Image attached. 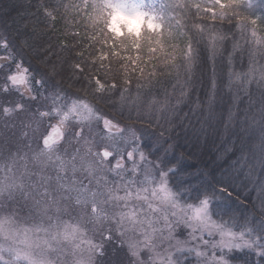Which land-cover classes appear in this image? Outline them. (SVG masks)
I'll use <instances>...</instances> for the list:
<instances>
[{
    "label": "snow or ice",
    "instance_id": "1",
    "mask_svg": "<svg viewBox=\"0 0 264 264\" xmlns=\"http://www.w3.org/2000/svg\"><path fill=\"white\" fill-rule=\"evenodd\" d=\"M254 7L255 0H161L159 6L156 0H84L82 9L63 0H28L0 7V143L11 148L10 141L18 138L31 148L32 132L37 145L33 159L43 162V171L31 173L28 185L21 178L2 186L19 198L11 201V215L0 217V264H66L69 254L71 264H184L176 258L184 253L194 254L197 264H249L232 258L244 252L264 257V37L254 28L249 31L243 15ZM70 9L86 13L94 33L90 40L113 47L125 39L139 48L143 32L167 31L165 39L172 43L164 74L175 76L180 93L175 104L167 93L163 102L149 103L150 110L156 107L161 113L155 126L162 128L161 119L170 125L159 133L164 137L167 131L168 137L148 153L163 149L155 162L138 145L127 151L125 161L118 139L130 135L135 144L144 132L137 136L127 125L120 127L53 83L55 65L49 75L28 62L43 30L54 28L58 19L66 21ZM232 21L235 32L223 27ZM42 51L50 54L49 48ZM74 67L83 73L81 64ZM154 76L155 71L137 88H151ZM93 79L98 99L114 110L140 102L139 95L129 101L127 89L116 83L105 87L99 78L86 77ZM182 104L188 110L173 125ZM173 132L175 142L170 143ZM101 139L112 143L93 151ZM63 145L79 147L68 158ZM177 148L184 149L179 156ZM116 156L120 158L113 164ZM107 173L118 179L109 181ZM250 184L258 193L259 204L253 203L258 214L243 216L241 222L235 213L247 210ZM74 214V224L61 219ZM16 216L33 223L14 229ZM81 221L92 225L98 241L88 238ZM181 225L191 229L192 247L171 243L172 232ZM165 241L169 247L160 251Z\"/></svg>",
    "mask_w": 264,
    "mask_h": 264
},
{
    "label": "trees",
    "instance_id": "2",
    "mask_svg": "<svg viewBox=\"0 0 264 264\" xmlns=\"http://www.w3.org/2000/svg\"><path fill=\"white\" fill-rule=\"evenodd\" d=\"M63 2L72 5L79 4L81 9L84 4V0H63ZM160 2L161 0H156L157 6H159ZM164 2H167V0H164ZM27 3L28 0H3L0 7ZM195 3H200V0H193V4ZM204 6L201 3V7L203 8ZM77 11L80 10L74 11L70 9L67 13L66 21L58 19L54 28L43 30V35L36 40L37 47L29 54L28 62L31 63L33 68L41 72H47L49 75L53 74L52 66L55 65V72L58 74L54 75L53 83L58 84L73 96L78 95L83 100L90 102L95 109H99L101 113L106 114L108 118L112 119L114 123H118L120 127L127 125L136 132L137 136H140L143 131L144 134L139 140L140 150L151 161L155 162L157 156L163 157V149L160 152H156L155 155H148V153L155 152L160 140L168 137L169 133L167 131H165L164 137H160L159 133L164 129H168L170 125L161 119L162 128L155 126L161 113L156 110V107L150 110L149 103L154 99L163 102L167 93L170 102L175 104L180 93V88L176 85L175 76L164 74V65L168 62L166 56L171 51L170 44L172 43L165 39L167 31L159 35L147 31L143 32L139 48L134 47L130 41L125 39H121L113 47L111 43H97L90 40L89 37L93 36L94 33L87 26L86 19H84L86 13L77 15ZM192 15H195L194 7L192 8ZM243 15L247 17L245 23L249 31L254 28L258 36L264 37V0H255V7L250 11H244ZM253 19L256 20L255 25L251 24ZM207 22L211 23V21ZM216 23L220 24L221 22L217 21ZM234 24L235 21L231 23L223 22V27L225 29L232 27L233 32H235ZM45 48H49L50 54H45L42 51ZM105 54L107 58L101 61V55ZM226 55L227 52L224 53L225 57ZM45 60L48 61L47 65L44 63ZM77 63L81 64L84 69L83 73H77L75 70L74 65ZM101 64L103 67H101ZM243 65L247 66L246 56L243 60ZM235 67L237 71L241 69L239 55L236 58ZM153 71L156 72V76L152 77L151 88L138 89L137 84L145 83L146 78ZM223 71L226 74L227 68L225 67ZM86 77L99 78L101 84L105 87L116 83L121 88L127 89L125 96L128 97L129 101L139 95L140 102L138 104L129 102L123 105L122 108L118 106L114 110L111 106L98 99L101 93L96 91L95 80L93 79L89 82ZM126 79L130 82L129 84L124 83ZM174 85H176L175 91H173ZM118 95L119 93H117ZM180 108L182 111L179 112V115L172 118L173 125L179 123V116L188 110V105L182 104ZM168 115L171 117V112ZM137 116L140 119H137ZM149 119L152 120V124L147 123ZM177 131H180V129H177ZM171 135L172 140L169 142L174 143L176 133L173 132ZM180 142L183 143L182 140ZM182 151H184L183 148H177L175 150L176 156H179ZM253 180H256V176H253ZM249 187L251 191L247 194V210L239 209L235 213L241 222L243 216H250L254 211L258 214V210L253 208V203L259 204V200L255 199L258 193L251 184ZM187 203H193V201L188 200ZM213 219H216V217H213ZM232 258L236 261L248 260L249 264H264V257H258L248 252L236 253ZM183 262L184 264H191L193 258L188 257Z\"/></svg>",
    "mask_w": 264,
    "mask_h": 264
},
{
    "label": "rangeland",
    "instance_id": "3",
    "mask_svg": "<svg viewBox=\"0 0 264 264\" xmlns=\"http://www.w3.org/2000/svg\"><path fill=\"white\" fill-rule=\"evenodd\" d=\"M45 123L47 124V121ZM52 123H55V121H52ZM100 127L101 128L103 127L102 121H101ZM112 131L115 132V129H113ZM3 135H4L3 131H0V138H2ZM29 137L30 139H32L31 148L27 147V144H28L27 140H22L18 138L12 139L10 141V143L13 145L11 148H7L3 143H0V217L11 215V211L13 207V203L11 201L19 198L18 193L15 195L14 198L10 197L8 191L3 190L2 186H6L14 182H18L21 178H23L25 185H28L30 183L29 175L31 173H38V172L43 171V166H42L43 162L33 159V155L37 151V145L35 142L34 134L30 132ZM125 139L127 141L126 143H125ZM133 140L134 138L129 135L126 138L118 139L117 141L119 148L123 152V157L125 161L127 159V151L132 150V148L136 147L137 145L139 146V141H136V143L134 144ZM111 143H112L111 140L101 139L100 146L94 147L93 151H101V149H103L105 145H111ZM65 147H67L69 150L68 158H70L71 153L75 150V147H79V146L78 145H75V146L63 145L61 148L62 152ZM109 150H113V149L109 148ZM139 150H140V147H139ZM116 158H120V157L116 156L115 158H113L112 159L113 164L115 163ZM137 159H138V154H137ZM148 160L150 159L148 158ZM9 169H11V171H9ZM49 171H51V169H49ZM52 175H55V174L52 173ZM128 177L130 178V173L128 174ZM107 178L109 181L118 179V177H114L111 173H107ZM139 178L142 179L143 178L142 175H139ZM32 179L34 180L35 177L33 176ZM85 183H87V180H85ZM181 203L183 204L184 201H181ZM39 219H40L39 216L35 217V220H39ZM61 219L68 220L69 223H73V224L77 222V217L75 216V214L72 217H61ZM32 223L33 221L30 219H23L20 216H16L15 222L11 225V227L16 229V228L22 227L23 225H30ZM80 223L86 226L88 238L93 239L95 241L99 240V236L94 234L93 227L91 224H87L86 221H81ZM190 231L191 229L184 225H181L175 228L174 231L172 232L173 240L171 241V243L174 245L176 241L179 240L181 242H187L186 244H184L185 247H192L196 242L190 239L189 237ZM165 234L167 235V233ZM205 239L213 240V239H219V237L218 236L208 237L207 235H205ZM168 247H169V242L165 241L160 251H163L165 248H168ZM210 254H211V250L209 249V255ZM188 257L193 258V262L191 264H197V259L194 254L189 255L188 253H184V254H177L176 256V258L181 261H183L184 259ZM143 258L145 260L148 259L147 252L144 253ZM65 261H66V264H71L72 256L69 254L67 257H65Z\"/></svg>",
    "mask_w": 264,
    "mask_h": 264
},
{
    "label": "clouds",
    "instance_id": "4",
    "mask_svg": "<svg viewBox=\"0 0 264 264\" xmlns=\"http://www.w3.org/2000/svg\"><path fill=\"white\" fill-rule=\"evenodd\" d=\"M6 227H8V226L6 225Z\"/></svg>",
    "mask_w": 264,
    "mask_h": 264
}]
</instances>
